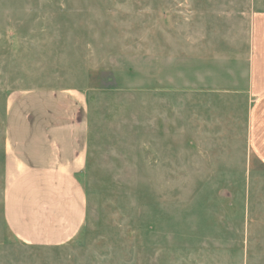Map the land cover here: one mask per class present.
Wrapping results in <instances>:
<instances>
[{
  "label": "rangeland",
  "instance_id": "obj_1",
  "mask_svg": "<svg viewBox=\"0 0 264 264\" xmlns=\"http://www.w3.org/2000/svg\"><path fill=\"white\" fill-rule=\"evenodd\" d=\"M264 0H0V264H264V165L248 145L250 15ZM82 100L83 227L61 245L7 228L20 172L7 109Z\"/></svg>",
  "mask_w": 264,
  "mask_h": 264
},
{
  "label": "crops",
  "instance_id": "obj_2",
  "mask_svg": "<svg viewBox=\"0 0 264 264\" xmlns=\"http://www.w3.org/2000/svg\"><path fill=\"white\" fill-rule=\"evenodd\" d=\"M247 74L248 145L264 165V9L250 15ZM85 106L67 91H33L12 101L5 117L9 153L20 172L3 202L4 221L19 240L61 245L80 232L86 198L77 178L86 160Z\"/></svg>",
  "mask_w": 264,
  "mask_h": 264
}]
</instances>
